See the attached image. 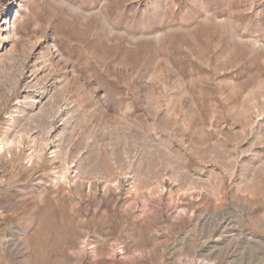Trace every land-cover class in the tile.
<instances>
[{
    "label": "rangeland",
    "instance_id": "rangeland-1",
    "mask_svg": "<svg viewBox=\"0 0 264 264\" xmlns=\"http://www.w3.org/2000/svg\"><path fill=\"white\" fill-rule=\"evenodd\" d=\"M14 27L0 264H264V0H17ZM31 71L70 110L42 160Z\"/></svg>",
    "mask_w": 264,
    "mask_h": 264
},
{
    "label": "bare ground",
    "instance_id": "bare-ground-1",
    "mask_svg": "<svg viewBox=\"0 0 264 264\" xmlns=\"http://www.w3.org/2000/svg\"><path fill=\"white\" fill-rule=\"evenodd\" d=\"M16 3H17V0H11V2L9 3L10 7H7L5 9V12L2 15H0V71L2 70V66L4 65V59L9 56L5 54L7 52V49L9 48V52L13 53V50L16 48V44H15L16 38L14 36L15 35L14 34L15 33L14 32L15 31L14 16H15ZM12 11H13V15H12ZM36 67H37V64H33V68H36ZM25 73H24V68H22L19 70V73L17 75L16 74L11 75L10 85L0 95L1 101L5 100L10 95H13L14 92L17 91L20 80L24 76ZM48 80L49 78L46 75H43L39 80H37V78L34 76V71H31L30 75L28 76V80L25 84L26 89L34 90L35 93L38 92L40 94L39 95L40 99H38L37 101L34 97L31 96V93L29 91L28 94L25 95L26 97L24 98V102L27 101L26 103L28 105L27 108H30L31 111H33L32 118H30L31 124L35 123V124H38L37 126L42 127V131L44 135L42 136L43 138L41 139V141L38 142L36 147H34V154L32 153V156L30 158L31 160H35V159L42 160L45 157L47 150L50 149V144H51L50 136L52 135L55 122L60 120L65 124V122L67 121L68 114H70V110L67 109V107L66 108L59 107L57 109L54 107L50 108L49 105L51 101H53L52 98L54 95L57 94V92L53 95L49 94V91H48L49 89L47 88ZM54 88L55 86L52 89L54 90ZM14 109L15 110L10 112V114L8 115L10 117L11 123L13 124H15V122L19 118L23 117L25 111H27L26 108L25 109L22 108V101L20 100H18ZM34 112H36V114ZM31 124L29 123V125ZM23 146H24L23 138L18 139L16 141H10V140L8 141V138L6 136L5 138H2L0 140V149L2 152L9 151L11 147L14 149H17V151H20L23 148ZM51 155L55 156L56 151H53ZM81 162L82 161H80V163ZM77 165L78 166H76L75 168L71 170L64 168L62 171L61 177L59 178V181L67 182L69 178L71 177L74 180L75 179L85 180L86 175L94 174L93 171L90 172V170L86 169L85 166L83 167L81 164H77ZM112 177H113L112 174L106 177L105 182H106L107 188L110 187V184L113 183L115 180L113 179L114 177L113 178Z\"/></svg>",
    "mask_w": 264,
    "mask_h": 264
}]
</instances>
